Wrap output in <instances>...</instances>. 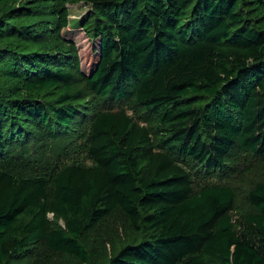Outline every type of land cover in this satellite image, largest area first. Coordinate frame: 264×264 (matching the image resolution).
Masks as SVG:
<instances>
[{
    "label": "trees",
    "instance_id": "1",
    "mask_svg": "<svg viewBox=\"0 0 264 264\" xmlns=\"http://www.w3.org/2000/svg\"><path fill=\"white\" fill-rule=\"evenodd\" d=\"M77 2L93 8L85 65L62 34ZM78 76L152 127L90 115ZM85 121L93 167L31 162L26 143L71 140ZM245 154L264 157V0H0V264H41L36 249L75 264H264V183L235 217L232 186L195 193L176 162L217 173ZM112 220L127 241L109 252L94 234Z\"/></svg>",
    "mask_w": 264,
    "mask_h": 264
},
{
    "label": "rangeland",
    "instance_id": "2",
    "mask_svg": "<svg viewBox=\"0 0 264 264\" xmlns=\"http://www.w3.org/2000/svg\"><path fill=\"white\" fill-rule=\"evenodd\" d=\"M69 10V27L62 34L65 39L73 42L77 47L79 55H81L80 63L85 65L87 57L93 55V41L89 39L84 31V23L88 22V18L93 14V8L86 2H77L68 6ZM76 91H81L84 98L81 100L82 107L89 110L92 115L98 110H114L125 111L126 114L138 125L147 129L152 127V116L140 108L135 107L131 103L125 102L119 105L116 103L103 104V101L95 99L89 91L86 83L79 79L76 80ZM71 140H57L49 142L47 139L32 140L26 143L25 148L33 157L32 163L39 161L40 165L47 166L50 174H55L58 170L66 166L93 167L94 163L89 156V136L91 127L85 121L82 125L72 132ZM156 143L159 145L158 137L154 136ZM179 164L191 177L192 186L195 193L211 186H232L236 192V200L233 207V215L235 217L254 213L256 209L250 202V192L259 184L264 183V157L252 156L249 154L242 155L240 161L230 165L225 172L209 173L202 166L193 163L187 158L178 159ZM21 176L29 177L23 174ZM54 183L53 179H49L48 193L52 197ZM50 219L52 216L50 215ZM53 220V219H52ZM63 226V222H58ZM113 239V240H112ZM107 242V249L121 250L124 242L127 241L126 236L120 228V223L116 220L107 222L102 228L94 234V245ZM96 246V245H95ZM41 264H75L69 258L55 256L47 252L45 249H36L34 260Z\"/></svg>",
    "mask_w": 264,
    "mask_h": 264
}]
</instances>
